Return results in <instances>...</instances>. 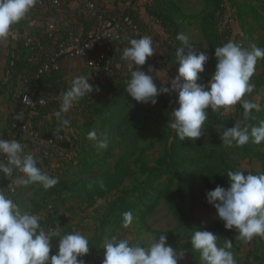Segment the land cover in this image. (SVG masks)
I'll return each mask as SVG.
<instances>
[{"label":"rangeland","instance_id":"obj_1","mask_svg":"<svg viewBox=\"0 0 264 264\" xmlns=\"http://www.w3.org/2000/svg\"><path fill=\"white\" fill-rule=\"evenodd\" d=\"M147 1L138 0L134 4L138 15L141 12L146 18L149 14L145 8ZM174 1L183 9L186 18L188 16L182 22L181 33L188 37L189 44L197 52L209 55L198 83L207 84L215 71V47L231 40L245 48L255 45L264 49V0ZM128 4L124 0L121 7ZM206 10L213 13L210 22L207 20L212 29L209 36L200 28V15ZM149 27L154 31L151 24ZM155 59V56L147 59L146 74L156 76L158 87H170L168 82L178 74V58L172 64L168 62V69L156 70L153 67ZM149 66L153 72H148ZM250 83L254 86L253 92L242 99L260 105V111L253 110L254 119L248 122L258 126L264 121V59L258 60ZM119 84L106 94L82 99L67 113L70 121L67 127H63L54 114L49 115L54 118L51 133L62 130L65 135L61 142L65 155L45 160L43 171L58 177L59 183L51 192L38 185L34 188L21 186L15 196L11 195L14 201L39 217L51 207L79 211L78 231L88 237L90 247L85 264H102L103 244L113 235L145 247L152 239L158 241L164 235L169 245L185 252V258L178 264H200V254L192 250L190 242L195 230L211 231L217 235L220 246L225 239L231 240L236 264H264V239L255 237L249 242L239 239L235 229L224 228L216 210L206 201V193L211 191L207 177L215 187L229 186L221 158L232 171L264 173V144L248 143L243 147L222 144V131L243 121L240 105L229 112L212 113L207 109L208 119L202 136L196 141H183L178 165L173 161L161 167L158 160L165 155L174 133L168 121L177 106L176 94L159 95L153 106L137 103L124 90L126 83ZM93 130L98 136L106 134L107 149H98L95 142L88 139V133ZM36 146L34 143L35 149ZM212 152L214 157L210 158ZM164 169L169 172L162 173ZM2 188L4 191L0 180ZM188 192L192 194L193 207L190 221L185 222L174 211L173 203L183 207ZM112 203L117 208L115 212ZM126 211H131L134 217L127 229L121 227L122 214ZM205 226L209 227L205 229Z\"/></svg>","mask_w":264,"mask_h":264},{"label":"clouds","instance_id":"obj_2","mask_svg":"<svg viewBox=\"0 0 264 264\" xmlns=\"http://www.w3.org/2000/svg\"><path fill=\"white\" fill-rule=\"evenodd\" d=\"M37 0H0V44L9 37L15 38L14 25L23 20L36 5ZM182 47L177 48L178 74L171 79L170 87H158L156 76L146 74L141 66L155 54L151 36L129 40V46L122 51L121 59L130 71L125 91L137 103L155 105L161 94H176V107L171 111L168 126L181 141H196L202 136L208 119L207 109L212 113L229 112L237 104L242 108L243 121L221 133L222 144L226 147H243L248 143L264 144V121L252 125L253 110L260 111V105L242 99L253 92L250 83L259 59H264V49L252 45L243 47L229 40L214 48L215 71L207 84H201L199 74L205 71L209 55L197 52L189 44L188 37L178 34ZM136 70H133V69ZM149 66L148 72H153ZM158 73V72H156ZM155 73V74H156ZM86 76H77L60 97V108L54 113L63 127L70 121L66 114L82 98L90 96L98 86L89 83ZM23 103H32L24 96ZM88 139L98 149H107L106 134L98 136L95 130L88 133ZM0 176L12 178L8 185L11 192L17 187L41 186L49 190L59 183V178L49 175L38 166V159L24 151V145L14 139H0ZM228 187H215L206 193V201L214 207L217 218L226 230L235 229L239 239L249 242L255 237L264 239V173L245 174L244 171H227ZM133 213L122 214V228H129ZM40 217L26 211L14 199L0 189V264H85L82 259L89 253L88 237L80 232L64 233L56 226L45 230ZM218 237L208 230H195L190 238L192 250L200 254V264H236L231 251L232 241L224 240L222 246ZM55 248V254L50 252ZM102 264H178L185 258L184 251H177L167 243L164 235L155 238L145 247L130 243L129 239L113 235L103 244Z\"/></svg>","mask_w":264,"mask_h":264},{"label":"built area","instance_id":"obj_3","mask_svg":"<svg viewBox=\"0 0 264 264\" xmlns=\"http://www.w3.org/2000/svg\"><path fill=\"white\" fill-rule=\"evenodd\" d=\"M68 1L37 0L30 13L13 26L15 38L9 37L7 44H0V56L6 57L0 75V96L15 99L19 106L16 113L25 115L19 118L18 124L11 126L14 140L51 142L65 139L58 131L47 140L40 139L37 129L44 127L45 121L36 116L45 110L54 112L47 98L61 97L70 87V82L62 84L56 96L48 91L49 80L57 73H65L70 61L79 60L86 76L98 86L111 81L114 75L123 74L110 52L120 43L124 27L132 34L137 33L134 19L123 12H113L97 0H82L71 7ZM123 47H128V43ZM24 96L32 103L24 104ZM32 115L33 120H30ZM18 130L22 135L15 138Z\"/></svg>","mask_w":264,"mask_h":264},{"label":"trees","instance_id":"obj_4","mask_svg":"<svg viewBox=\"0 0 264 264\" xmlns=\"http://www.w3.org/2000/svg\"><path fill=\"white\" fill-rule=\"evenodd\" d=\"M76 1V0H75ZM124 0H97L101 5H105L106 7L110 6L111 10L113 12H123L125 14H128L130 17L134 19V21L137 23V33L132 34L129 29H126L124 27L125 32L121 34L120 37V43H117L114 45L112 48L110 55L114 61L115 64H119V71L121 70L123 72L122 75H114L112 80L107 82L103 86H98L91 80H89V83L98 86L100 91H93L90 96L86 97H95L99 96L102 94H106V92L112 90L117 84L120 83L119 85L127 84L128 80L130 79V71L131 70H126L128 67L126 62H124L121 59L122 56V51L125 47H123V44L128 43L129 46V40L133 38H139L141 36H151L153 39V46L155 48V63L153 64V67L156 69H160L164 67L165 69H168L170 66L168 64L171 63L172 61L176 60V50L179 47H182V43L177 40V35L181 34V28L183 27L182 22L184 19H188V16H186L183 13V9L179 6V4L174 1V0H148L147 1V6L145 8L149 11L148 18L142 17L137 13V7L134 5L138 0H125L126 2H129L128 5L122 6V2ZM209 1V0H207ZM74 0H69L68 4L69 7L73 6ZM79 0L76 2L78 3ZM121 7V8H119ZM109 8V7H108ZM213 16V13L211 11H205L203 14L200 15V22H201V31L205 32L207 36H209V32L212 30L210 27V24L208 26L207 20L210 19ZM147 19V20H146ZM204 19V21H203ZM149 24L152 25V28L149 27ZM204 24V25H203ZM157 26V27H156ZM204 27V28H203ZM158 28V29H157ZM145 29V30H143ZM118 61V63L116 62ZM148 65L145 64L144 66H141V70H146V67ZM117 68H115L116 70ZM133 70H136L135 68ZM72 77V78H71ZM77 77L76 76H67L65 73H57L55 74L50 80H49V89L48 91L54 96L58 95L59 88L61 87L62 84L69 83L73 78ZM126 81V82H125ZM55 84V86H52V84ZM123 83V84H122ZM55 87V88H53ZM125 90V88H124ZM85 98V97H84ZM82 98V99H84ZM82 99L79 101L81 102ZM8 100H11L14 103L15 110L19 107L18 103L16 102L15 99L9 98ZM48 104L51 108H55L54 112H48L44 111L38 114L36 117H41L44 119V127L37 129L39 133V138L45 140L49 139L52 137L51 131V124H53V117H49V115L52 116L56 111H58L57 106L60 104V97H48ZM78 102V103H79ZM77 103V104H78ZM75 104V106H77ZM70 113V112H68ZM48 115V117H47ZM67 115V114H66ZM25 115H19L18 113L13 115L11 118H7L6 126L5 128L0 129V139H13L12 136V131H11V126L12 124H18L19 118L24 117ZM32 115V120H33ZM249 122V121H248ZM51 129V131H50ZM16 129H14L15 132ZM62 130H59L61 132ZM63 133V132H61ZM22 135V132L20 130L16 131L15 138H19ZM21 144H25L26 149L24 151L26 153H32L37 159H38V166L44 170V165H45V160H48L50 157H59L63 158L65 155L64 149H62V141H19ZM36 143L37 146L33 147V144ZM183 143V141H180L175 134L173 133V137L168 141V148L163 157H161L158 160V166H166L169 165L172 162H177L176 165H178V159H179V153H180V146ZM167 154V155H166ZM209 157H214L213 152L209 155ZM2 159V157H0ZM220 162L223 166V170L225 174L227 175V171H232L231 168L226 164V161L224 158L220 159ZM169 172V170L164 169L162 173ZM19 175V173H14L12 178L8 177H3L0 176V180L3 181V187H4V192L6 195L9 196H15L17 194V190H19V187L16 188L15 192H11L9 190L8 185L10 184L9 179H13L14 176ZM226 179L228 181V178L226 176ZM207 183L208 186L211 188V190L215 189V185L213 182L210 181V178L207 177ZM36 187V185H31ZM3 189V188H2ZM52 189L49 191L51 192ZM185 205L183 207H177L178 205L174 202L173 203V208L178 217H182L185 222H189L191 218V211L193 207V198L191 192H188L187 195L185 196ZM114 203L111 204V207L113 208V212L117 209L116 207L113 206ZM177 205V206H176ZM124 209V208H123ZM125 210V209H124ZM123 210V211H124ZM28 211V210H26ZM31 212V211H30ZM40 224L45 230L49 228H54L56 226H60L63 228L64 233H70V232H79L78 228L80 226L81 222V215L80 212L77 211L75 212L74 210L66 209V208H58V209H52L51 210H45V213L43 216H40ZM209 226H205L204 228L207 229ZM56 249L53 248L52 251L50 252V256L52 254H55ZM90 255V252L84 256L82 259L85 261Z\"/></svg>","mask_w":264,"mask_h":264},{"label":"crops","instance_id":"obj_5","mask_svg":"<svg viewBox=\"0 0 264 264\" xmlns=\"http://www.w3.org/2000/svg\"><path fill=\"white\" fill-rule=\"evenodd\" d=\"M71 1V0H70ZM78 0H74L73 2V6H75L76 4H78L80 1L79 0L78 3H76ZM109 8H111L110 6H108ZM140 17H146L144 15L141 14V12L139 13ZM145 19V18H144ZM4 44H7L6 41L4 42ZM5 55L2 54L0 56V75L2 73V66L5 62ZM70 65H68V68L65 69V74L67 76H86V70L84 69L82 63L79 60H75V62L70 61V63H68ZM87 77V76H86ZM16 114V110L14 107V103L11 100H8L7 98H5L4 96H0V129L5 128L6 126V122L9 120H7V118H11L13 115L15 116Z\"/></svg>","mask_w":264,"mask_h":264}]
</instances>
